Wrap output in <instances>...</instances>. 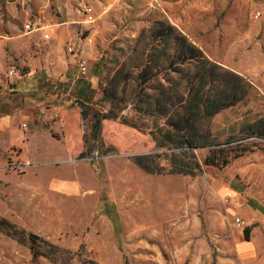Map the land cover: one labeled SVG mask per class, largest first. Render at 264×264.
<instances>
[{
  "label": "rangeland",
  "instance_id": "374dc122",
  "mask_svg": "<svg viewBox=\"0 0 264 264\" xmlns=\"http://www.w3.org/2000/svg\"><path fill=\"white\" fill-rule=\"evenodd\" d=\"M87 2L94 7L93 21L81 7ZM164 20L209 60L239 74L247 87L242 101L207 122L211 140L240 139L247 151L231 158L232 151L226 166L204 164L194 176L171 172L173 148L162 143L157 129L162 123L144 113V104L126 106L121 99L123 86L128 93L143 61L157 54L150 52V29ZM29 21L45 29L27 31ZM12 67L16 76L9 73ZM28 76L36 90L17 89ZM113 92L118 97L112 100ZM0 107L17 113L13 123L25 138L29 130L37 132L47 151L62 148L64 129L75 124L83 149L61 165L76 169L87 185L76 197L37 196L30 191L36 178L54 167L11 170L9 162H36L37 156L33 145L23 156L22 150L4 148L0 138V166L6 165L0 171V264H131L123 239L129 231L151 251L167 253L161 238L170 236L171 225L202 218L212 188L240 178L241 168L247 170L240 182L246 195L264 206V166L252 169L254 156L264 155V139L244 138L245 126L264 116V0H0ZM112 110L118 117L102 119L96 137L95 115ZM210 150L194 152L203 162ZM139 156L162 173L142 169ZM25 184L27 191L21 189ZM99 200L120 208L119 227L98 212Z\"/></svg>",
  "mask_w": 264,
  "mask_h": 264
},
{
  "label": "trees",
  "instance_id": "16d2710c",
  "mask_svg": "<svg viewBox=\"0 0 264 264\" xmlns=\"http://www.w3.org/2000/svg\"><path fill=\"white\" fill-rule=\"evenodd\" d=\"M150 32V52L157 54H151L150 59L143 61L137 82L129 88L128 93L126 84L123 86L121 99L126 106L144 104V113L162 123L157 126L162 143L173 148L171 157L174 165L171 172L194 176L203 170L204 164L222 163L226 166L232 151L235 153L231 158L242 156L247 148L241 146L240 139L231 138L225 144L211 140L207 122L221 110L245 98L247 87L244 79L209 60L203 49L171 23L165 20L156 22ZM151 83L156 85L149 87ZM147 88L153 90L146 92ZM110 96L112 100L118 97L114 92ZM10 111L7 107H0V117L9 115ZM83 111V116L89 114L88 108ZM118 114L115 110L107 113L99 111L94 117L95 136L101 130L102 119H114ZM245 132L244 138L256 136L264 139V116L248 123ZM205 146L211 148V155L201 162L194 150ZM86 152H82L81 156L84 157ZM137 163L147 172L163 171L157 165L150 167L144 157L139 156ZM245 231L249 239L250 228L247 227ZM34 236L31 235L32 238Z\"/></svg>",
  "mask_w": 264,
  "mask_h": 264
},
{
  "label": "crops",
  "instance_id": "0c3cea01",
  "mask_svg": "<svg viewBox=\"0 0 264 264\" xmlns=\"http://www.w3.org/2000/svg\"><path fill=\"white\" fill-rule=\"evenodd\" d=\"M34 82L28 76L16 88L20 91H35ZM15 115L0 117V138L6 140L2 146L22 150L23 156H26L33 145L38 160H29L31 165L23 169L39 171L45 166H53L55 169L49 174L39 175L30 191L48 200L83 195L87 185L82 176L73 167L61 165L74 159L83 149L84 143L73 127L75 124L69 122L64 129L62 148L52 146L51 151H47L44 141L38 139L37 132L32 129L27 133L28 138H25L21 126L13 123L12 117ZM67 115H63L64 119ZM74 141L76 144H73ZM254 159L256 161L252 169L258 170L264 166L263 154L255 155ZM5 167L0 166V171H4ZM238 173L240 178L236 176L229 185L220 189L212 188L213 196L206 202L207 208L202 218L186 217L175 226L171 225L172 235L161 238L167 253H163L161 248L151 251L146 247L149 245L146 240H133L134 232L124 234L125 249L130 254L131 264H264V206L254 198H248L245 187L240 183L246 181L247 170L241 168ZM25 187L29 189L30 186L25 184L21 189L26 190ZM226 197L227 204L223 202ZM96 208L105 220L120 226L121 211L116 203L99 200ZM237 216L246 220V227H238L235 223ZM39 218L41 215L37 222ZM247 227L250 228L249 239L245 236Z\"/></svg>",
  "mask_w": 264,
  "mask_h": 264
},
{
  "label": "built area",
  "instance_id": "2783aa9c",
  "mask_svg": "<svg viewBox=\"0 0 264 264\" xmlns=\"http://www.w3.org/2000/svg\"><path fill=\"white\" fill-rule=\"evenodd\" d=\"M81 7H82L83 11L88 15V20L93 21L94 20V7H93V5L89 2H87V3H83ZM259 13L260 12H258V15H259ZM24 27L26 28L27 31H30V32H35L37 30L45 29V27H41L40 25L32 23L31 21L25 23ZM44 37H46L48 39L50 37V35L47 34V32H46V33H44ZM70 50H72V49H70ZM84 64L85 63H83V62H81L79 64V67L83 72L86 71V67ZM9 73H10V75H13V76L17 75L16 70L13 67L10 69ZM23 126L26 127L27 124L24 123ZM17 164L18 163H16V162H12V163L9 162L8 166L10 167L11 170H17L18 168H23L24 166H30L31 165L30 161L27 159L22 161L20 164H18V165ZM235 223L238 225V227H246L247 226L246 220H244L243 218H240L238 216L235 218Z\"/></svg>",
  "mask_w": 264,
  "mask_h": 264
}]
</instances>
